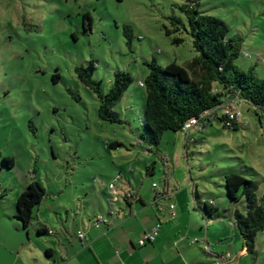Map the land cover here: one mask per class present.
Returning <instances> with one entry per match:
<instances>
[{
	"label": "rangeland",
	"instance_id": "rangeland-1",
	"mask_svg": "<svg viewBox=\"0 0 264 264\" xmlns=\"http://www.w3.org/2000/svg\"><path fill=\"white\" fill-rule=\"evenodd\" d=\"M197 1L201 12L228 25L229 37L244 39L237 65L246 71L256 66L257 75L264 78V0ZM185 3L187 0H0V150L16 162L1 178L6 196L0 201V264H45L44 245L52 247L54 241L59 250L58 238H37L36 228H51L63 238L66 229L81 246L79 231L96 229V216L108 215L109 197L119 194L109 186L119 177L144 193L154 194L158 189L162 193L163 155L172 152L178 136L166 132L158 146L141 138L148 134L146 93L139 83L149 75L146 64L154 59L162 67L185 66L197 56L187 20L179 10ZM86 14L93 18L88 32ZM172 17L182 19L185 28L168 36ZM126 28L133 37L130 45ZM176 38L183 43L174 44ZM92 61L96 64L94 79L102 82L104 93L109 92L115 72H127L134 80L114 108L125 122L122 125L100 118L97 95L75 72ZM57 74L60 79L55 84ZM236 108L242 115L239 130L225 129L214 121L203 133L191 131L188 135L198 143L191 141L188 151L184 148L190 189L198 184L203 199L230 216L237 210L247 214L248 209L245 200L229 202L225 174L237 173L255 181L259 195L264 193V117L247 103ZM115 143L121 146L110 147ZM154 163L156 174L146 176ZM33 178L48 196L35 213L30 241L28 232L19 231L15 223L21 225L16 217L18 196ZM196 205L191 210L201 222L204 206ZM115 209L120 212V204ZM212 221L201 234L203 238L208 234L215 250L222 253L218 237H227L232 229L230 218ZM236 232L237 244L230 248L233 253L243 242ZM256 243L258 257L238 264H264V232ZM56 257L57 264L63 263Z\"/></svg>",
	"mask_w": 264,
	"mask_h": 264
},
{
	"label": "trees",
	"instance_id": "trees-1",
	"mask_svg": "<svg viewBox=\"0 0 264 264\" xmlns=\"http://www.w3.org/2000/svg\"><path fill=\"white\" fill-rule=\"evenodd\" d=\"M179 10L187 20L189 35L197 56L187 62L185 66L173 63L170 66L162 67L156 59L146 64L150 73L144 81H141L144 83V87L141 88L146 93L147 125L145 131L148 136L143 134L141 138L151 146H158L166 132H183L187 122L194 118H200L206 112H213L214 117L208 120L205 129L214 121H219L225 129L237 131L241 123L233 122L231 126H227L229 118L223 111L226 107L236 108L241 103H247L260 118L264 117V78L257 75L256 66H252L246 71L237 65L244 49V39L240 36L229 37L228 25L220 18L201 12L197 0H187V3L179 6ZM170 22L172 28L167 29L168 36L182 33V29L185 28L182 19L172 17ZM92 26L93 18L91 14H86L84 16L86 31H91ZM125 31L128 45H130L133 37L129 35V28H126ZM183 41L181 38H176L173 42L179 45ZM245 56L250 57L248 54ZM95 71L94 61L88 66L77 67L75 70L79 80L97 95L100 101V118L106 122L124 124L125 122L114 108L123 100L132 86L134 82L132 76L123 71L115 72L109 92L104 93L102 82L94 79ZM59 79L60 75H55L54 83L58 84ZM190 143L188 141L187 151ZM196 143H198L197 140L192 142V144ZM114 146H121V144H110V147ZM0 160L3 162V165H0L1 201L6 196L1 178L4 171L15 168L16 162L13 158L4 157L1 150ZM155 164L147 168L148 176L153 175ZM36 173V170L32 171L33 175ZM117 179L120 183V178ZM119 183L117 190L124 202L137 199V195L131 190H121ZM224 183L229 202L237 204L245 200L247 214L237 210L230 216V213L223 214L218 209H213L209 203L201 202L205 210V212H201L202 218L207 225L213 222V218H232L249 257L256 259L258 257L256 240L258 235L264 232V193L260 196L259 184L237 173L225 174ZM122 191H129L132 196L128 197L124 194L121 196L120 192ZM47 196L46 190L34 178L28 188L19 194L16 202V217L26 232L33 225L35 213L41 208ZM212 202L215 204V201ZM99 216L110 217L109 213L108 215L100 214L96 216L95 220ZM116 217L111 218V223ZM111 226L112 224L104 225L97 229L101 227L110 229ZM38 233L42 235L44 231L39 229ZM84 233L86 234V232Z\"/></svg>",
	"mask_w": 264,
	"mask_h": 264
},
{
	"label": "crops",
	"instance_id": "crops-1",
	"mask_svg": "<svg viewBox=\"0 0 264 264\" xmlns=\"http://www.w3.org/2000/svg\"><path fill=\"white\" fill-rule=\"evenodd\" d=\"M177 136L172 152L163 155L166 173L162 193L160 189L154 194L144 193L142 188L134 187L130 180L122 181L119 177L121 190H131L137 195V199L124 202L121 198L118 203L121 210L110 229L101 227L87 230L86 234L90 241H82L79 238L80 246L71 239L66 229L62 230L65 236L63 238L58 231L51 228L45 230L42 235L38 233L40 228H36L37 238L55 236L59 240V250H55L54 241L52 247L44 245L45 264H57L56 255L62 259L61 264H217L218 261L223 264L245 263L249 255L243 242L238 252L230 251L232 245L237 244L235 241L237 227L232 218L229 221L232 229L226 233L227 237L226 235L218 237L219 245L224 248L222 253L215 250L208 234L203 238L201 231L207 224L204 220L197 221L191 209H196V204L202 206L201 202L206 200L203 199L198 184L195 185V189H190V173H187L184 161V148L187 150L188 141L193 142L196 139L183 132L177 133ZM155 169L154 167L153 175L156 174ZM190 181L194 182L192 177ZM123 192H120L121 196ZM172 206L175 207L174 210L171 209ZM38 220L39 224H44ZM212 223L207 227L209 228ZM15 225L19 231L26 232L19 223ZM157 225H161V228L156 241L141 246L140 241ZM30 232L29 228L28 238L31 241ZM38 254L40 257L42 252ZM229 255L232 256L231 260L228 258ZM36 262L42 264L41 261ZM26 264L31 262L27 261Z\"/></svg>",
	"mask_w": 264,
	"mask_h": 264
},
{
	"label": "built area",
	"instance_id": "built-area-1",
	"mask_svg": "<svg viewBox=\"0 0 264 264\" xmlns=\"http://www.w3.org/2000/svg\"><path fill=\"white\" fill-rule=\"evenodd\" d=\"M140 87H144V83L140 82ZM229 118V120L227 121V126H231L233 124V122H240L241 123V112L235 110V108H230V107H226L223 111ZM214 117V113L213 112H206L204 113L200 118H194L192 120H190L189 122H187L184 126L183 132L184 133H190L191 131H196V132H202L205 130V126L208 124V120L213 119ZM118 183H119V179H116L114 182H112L110 184V190L112 192H116L117 187H118ZM124 195L131 197L132 194L129 191H125L123 193ZM121 197L119 196V194H114L110 197L109 202L111 204V210L109 211V216L110 217H106V216H99L96 220H95V226L96 228H99L100 226H104V225H111L112 221L111 218L113 219L114 217L117 216L118 212L115 209L116 205L120 202ZM174 206L171 207L172 210H174ZM161 228V225H157L151 233L147 234L145 236V238L143 240L140 241V245L141 246H145L148 243H152L154 241H156V238L158 237L159 234V230ZM51 234H53V232H50ZM78 236L80 239L84 240V241H89V238L87 237V235L84 232H79ZM228 258L231 260L232 256H228ZM217 264H223V262L218 261Z\"/></svg>",
	"mask_w": 264,
	"mask_h": 264
}]
</instances>
